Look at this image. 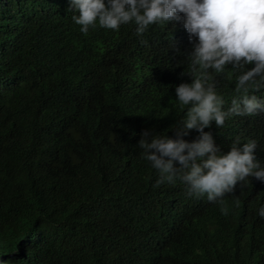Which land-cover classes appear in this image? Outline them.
I'll use <instances>...</instances> for the list:
<instances>
[{"label": "trees", "instance_id": "trees-1", "mask_svg": "<svg viewBox=\"0 0 264 264\" xmlns=\"http://www.w3.org/2000/svg\"><path fill=\"white\" fill-rule=\"evenodd\" d=\"M69 4L0 0V259L264 264V182H238L213 203L179 181L157 185L141 155L144 129L175 136L186 111L175 99L191 80L181 75L192 47L182 22L143 36L134 24L84 34ZM236 71L209 70L225 108ZM255 94L264 99V88ZM205 131L225 152L237 137L257 140L264 162V111Z\"/></svg>", "mask_w": 264, "mask_h": 264}, {"label": "clouds", "instance_id": "clouds-1", "mask_svg": "<svg viewBox=\"0 0 264 264\" xmlns=\"http://www.w3.org/2000/svg\"><path fill=\"white\" fill-rule=\"evenodd\" d=\"M69 9L80 31L87 34L97 26L119 30L134 24L138 36L151 25L182 22L192 41L190 64L181 75L191 77L175 85V99L186 107L172 128L175 136L155 130L141 132L143 158L158 173L157 185L182 183L190 195L222 201L239 182L251 177L264 182V162L257 159L258 142L240 137L225 152L211 131L235 116L264 111V99L255 92L264 88V0H70ZM251 65V67H249ZM226 66L236 71L235 95L230 106L217 91L209 70L220 74ZM192 130L198 136L185 139ZM221 211L227 214L228 209ZM264 218V204L258 209ZM0 264H7L0 259Z\"/></svg>", "mask_w": 264, "mask_h": 264}]
</instances>
